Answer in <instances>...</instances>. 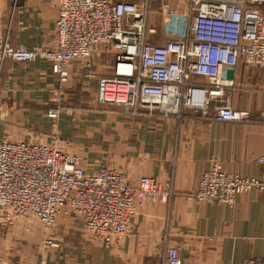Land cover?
<instances>
[{"label":"crops","instance_id":"1","mask_svg":"<svg viewBox=\"0 0 264 264\" xmlns=\"http://www.w3.org/2000/svg\"><path fill=\"white\" fill-rule=\"evenodd\" d=\"M58 6L55 0H0V30L13 46L53 47ZM101 57L73 61L69 77L60 83L50 62H17L7 58L0 71V140L55 143L77 154L87 172L108 167L122 172L132 184L152 177L162 187L172 183L168 202L137 201L126 231L109 245L94 241L81 217L62 213L45 228L31 216L16 227L43 245L46 264H164L166 245H178L182 264H244L264 260V188L237 195L231 205L198 202L191 195L212 158L229 173L264 179V68L239 63L223 69L236 90L224 100L249 111L246 122L217 121L185 110L181 117L125 115L112 106L95 103L98 78L109 74ZM104 72V73H103ZM69 98L85 96L95 105L62 108L57 120L48 118L52 92ZM55 94V95H56ZM58 94V95H59Z\"/></svg>","mask_w":264,"mask_h":264},{"label":"built area","instance_id":"2","mask_svg":"<svg viewBox=\"0 0 264 264\" xmlns=\"http://www.w3.org/2000/svg\"><path fill=\"white\" fill-rule=\"evenodd\" d=\"M55 1L53 47L13 46L0 30V71L7 58L42 59L64 83L73 61L112 53L110 73L98 78L97 105L116 107L125 115L179 118L190 110L217 121L249 120V111L223 101L226 89L234 91L237 85L222 73L239 63L264 68V0H157L169 35L163 44L151 42L156 29L148 26L156 0ZM61 111L57 105L46 115L55 121ZM256 161L264 165V153ZM253 188L263 189L264 179L226 172L212 158L191 196L198 202L231 205ZM173 193L171 182L164 188L146 175L132 184L108 167L87 172L77 154L55 143L0 140V225L32 215L48 228L68 211L81 217L94 241L109 245L126 231L137 201L166 203ZM44 242L51 247L60 243L52 238ZM179 252L178 245H166L164 264H182Z\"/></svg>","mask_w":264,"mask_h":264},{"label":"rangeland","instance_id":"3","mask_svg":"<svg viewBox=\"0 0 264 264\" xmlns=\"http://www.w3.org/2000/svg\"><path fill=\"white\" fill-rule=\"evenodd\" d=\"M148 26L156 29V34L151 38V42L154 44H163L169 35H167V27L160 15V8L157 5V0L151 5ZM100 60V65L103 68L107 63L109 65L113 63L114 55L112 53L103 55ZM51 94L52 101H50V103H55L54 106L60 105L66 110L72 107L85 110L90 105H95L94 102L89 104L90 101L86 100V93H84V97L72 96V98H69L71 106L69 103L65 102V98H62L64 96L63 94L60 95L58 93V95L55 93V90ZM28 216H31L33 220L39 222L34 216ZM18 221H20V219L10 225H0V264H41L44 260L43 251L46 249L43 248L42 244L46 246L49 245L45 244V242H39L36 238L28 237V235L25 234V230L21 229L25 227V225L19 229L16 227L15 224H17Z\"/></svg>","mask_w":264,"mask_h":264}]
</instances>
